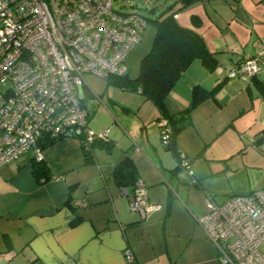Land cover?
Instances as JSON below:
<instances>
[{"label":"crops","instance_id":"crops-1","mask_svg":"<svg viewBox=\"0 0 264 264\" xmlns=\"http://www.w3.org/2000/svg\"><path fill=\"white\" fill-rule=\"evenodd\" d=\"M175 19L202 36L216 67L192 61L165 97L163 113L137 92L114 87L104 101L87 93L88 126L106 131L108 141H95L89 160L77 139L45 146L46 181L34 179L31 151L0 165V264H125V248L135 264H159L155 249H171L164 224L176 206L196 221L207 198L220 204L264 188V65L246 80L227 76L244 57L264 51V0H193ZM194 86L213 92L180 120L171 145L162 144L157 121L185 110ZM179 153L191 174L179 167ZM125 156L157 206L144 219L129 209L133 185L118 186L112 177ZM80 200L85 207L74 205ZM165 256L169 261L168 250Z\"/></svg>","mask_w":264,"mask_h":264},{"label":"built area","instance_id":"built-area-1","mask_svg":"<svg viewBox=\"0 0 264 264\" xmlns=\"http://www.w3.org/2000/svg\"><path fill=\"white\" fill-rule=\"evenodd\" d=\"M145 26L140 14L116 9L113 0H0V165L30 151L40 159L38 142L45 138L77 139L84 149L108 141L106 131L88 126L85 100L93 90L87 78L124 74L125 58ZM262 54L244 57L227 76L255 75L264 65ZM157 125L162 144L168 145L166 119ZM178 164L191 174L183 153ZM205 206L196 221L220 264H264V188L220 204L207 198ZM156 208L137 178L129 209L144 219ZM123 257L125 264H135L129 248Z\"/></svg>","mask_w":264,"mask_h":264},{"label":"trees","instance_id":"trees-1","mask_svg":"<svg viewBox=\"0 0 264 264\" xmlns=\"http://www.w3.org/2000/svg\"><path fill=\"white\" fill-rule=\"evenodd\" d=\"M192 1L175 0L158 13L150 9V13L153 14L151 18L141 15L146 23L153 26V36L149 49L140 60L139 73L134 77L129 76L127 71L122 75H108L104 79L106 84L123 91L141 94L163 113L165 97L192 61L199 60L207 70H213L217 65V60L208 50L202 36L191 28L179 25L175 19V14ZM176 3L180 5L173 9ZM259 88L261 96L264 97V87ZM212 92L213 90L194 86L189 106L185 110L167 116L166 121L170 128L168 145H171L182 127L180 120L185 119L198 102L211 95ZM55 140L48 138L40 140L38 147L41 150ZM94 142L87 149L81 146L85 160L90 159ZM99 142L105 145L107 141ZM30 160L32 175L37 182L46 181L51 177L43 160L36 159L34 155ZM112 177L118 186L133 185L138 178L136 166L129 157L125 156L114 166Z\"/></svg>","mask_w":264,"mask_h":264},{"label":"rangeland","instance_id":"rangeland-1","mask_svg":"<svg viewBox=\"0 0 264 264\" xmlns=\"http://www.w3.org/2000/svg\"><path fill=\"white\" fill-rule=\"evenodd\" d=\"M174 1L113 0V6L124 12L134 11L144 17L151 18L153 14L150 13V9L158 13ZM152 35L153 26L146 23L140 40L125 58L129 76L134 77L139 73L140 60L149 49ZM93 77L89 76L87 82L93 91L97 94H103V101L106 100L110 97V92L114 89V86L105 84L106 82L103 79ZM87 107L90 111L93 109V98L87 102ZM91 118H93V112ZM193 217L184 206L182 208L176 206L170 221L168 223L165 221L166 242L170 244L171 249H155V253L159 255V264H220L217 249L209 242L202 228ZM168 230H172L174 233ZM165 250L169 251V261L166 259Z\"/></svg>","mask_w":264,"mask_h":264}]
</instances>
